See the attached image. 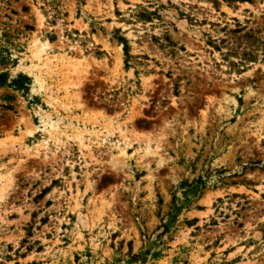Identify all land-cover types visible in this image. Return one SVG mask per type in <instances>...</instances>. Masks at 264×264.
<instances>
[{
	"label": "rangeland",
	"instance_id": "1",
	"mask_svg": "<svg viewBox=\"0 0 264 264\" xmlns=\"http://www.w3.org/2000/svg\"><path fill=\"white\" fill-rule=\"evenodd\" d=\"M0 264H264V0H0Z\"/></svg>",
	"mask_w": 264,
	"mask_h": 264
},
{
	"label": "trees",
	"instance_id": "2",
	"mask_svg": "<svg viewBox=\"0 0 264 264\" xmlns=\"http://www.w3.org/2000/svg\"><path fill=\"white\" fill-rule=\"evenodd\" d=\"M223 1H227V0H223ZM228 1H231V0H228ZM241 1L245 2V1H249V0H241ZM152 15H153V13L146 11L145 13H143L142 18L143 17L145 18V19H143L144 21L151 22L150 20H151ZM121 40L124 42H127L126 39H121Z\"/></svg>",
	"mask_w": 264,
	"mask_h": 264
}]
</instances>
